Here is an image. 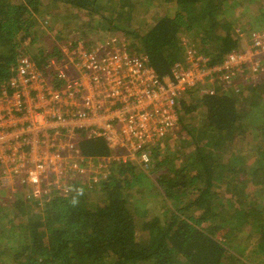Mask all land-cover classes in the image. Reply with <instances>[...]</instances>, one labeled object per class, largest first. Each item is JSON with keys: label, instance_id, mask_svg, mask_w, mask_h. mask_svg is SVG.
<instances>
[{"label": "trees", "instance_id": "trees-1", "mask_svg": "<svg viewBox=\"0 0 264 264\" xmlns=\"http://www.w3.org/2000/svg\"><path fill=\"white\" fill-rule=\"evenodd\" d=\"M141 1L0 0V79L9 78L21 55L52 74L51 60L62 56L55 41L64 40L56 37L52 47L41 49L35 45L41 30L35 29L38 16L47 18L51 12L43 13L55 6L72 15L83 12L89 23L98 18L102 30L120 29L126 50L147 55L160 76L183 59L182 33L193 36L208 65L247 44L238 17L226 14L237 0H175V8L155 22L133 28L123 18ZM259 16L264 19V9ZM254 30L264 26L244 34ZM241 83L230 91L220 86L212 95L186 92L196 102L180 101L178 135L149 148L151 181L130 160L113 162L92 188L78 180L67 195L41 203L32 195L0 197V264H234L232 242L240 225H251L249 240L258 243L253 251L264 248V199L253 200L264 197V77ZM198 111L199 124L190 121ZM78 147L93 157L112 152L102 138L82 139ZM144 186L159 196L162 210L141 209ZM18 213L26 219L17 222ZM225 217L237 220L236 226L224 228Z\"/></svg>", "mask_w": 264, "mask_h": 264}, {"label": "built area", "instance_id": "built-area-1", "mask_svg": "<svg viewBox=\"0 0 264 264\" xmlns=\"http://www.w3.org/2000/svg\"><path fill=\"white\" fill-rule=\"evenodd\" d=\"M61 49L51 60L52 74L23 56L0 79V189L22 187L40 203L67 195L78 180L92 188L113 162L136 160L148 168L149 148L176 137L186 92L212 95L231 75L264 69V30L252 31L244 49L213 65L187 46L164 76L147 55L124 45L102 53L71 42ZM90 138H102L112 152L83 154L78 144Z\"/></svg>", "mask_w": 264, "mask_h": 264}, {"label": "rangeland", "instance_id": "rangeland-1", "mask_svg": "<svg viewBox=\"0 0 264 264\" xmlns=\"http://www.w3.org/2000/svg\"><path fill=\"white\" fill-rule=\"evenodd\" d=\"M237 3L238 5H235L234 8L230 4L229 7L226 6L225 8L227 11L226 14L229 13L228 15L238 17V19L236 20V24L240 26L237 28H242L241 26H244V28L241 29L242 31L240 32V35L243 38L246 37L248 39L247 35L244 34L246 33L245 30H249L251 28L256 29L258 28V26H264V19L262 18V16H259L260 9H264V0H237ZM175 6H176L175 0H143L138 5L136 3V7H135L136 9H133L129 16H125L123 18V21L126 20L127 23H130V25L133 28H137V27L141 28L142 25H144L143 22H150L151 24L152 22H155L158 19V17L166 14V12L168 11H171L172 7L175 8ZM46 12H51V14L48 15L47 18H44V15L38 16L39 25L35 29L36 31L41 30V32H39L40 36L38 43L37 42L35 43V45H40L41 49H49L50 47H52L54 43L53 40L56 37H60L62 40H64L63 43H60L61 41L58 42L55 41L57 45L62 46L64 43L69 44L71 42L73 46H76L78 48L82 47L87 51H90L92 49L94 50L100 49L101 53L107 50V48L110 46H116V44L121 45L119 41L121 42L124 41L123 39L124 35L120 29L115 30L110 28L109 31L102 30L101 28L102 26L97 25V23L100 21L98 18L92 19L91 23H89V18L87 16H84L83 12H80V14L78 15H72L68 9L60 6L52 7L51 9L45 11L43 14H46ZM101 21L104 24L108 25V21L107 22L105 20H101ZM188 34L186 33L181 34L182 44L184 43V45L194 46L195 48H198L197 47L199 46L198 43L192 41L193 36L191 38V34L189 35ZM20 57L23 56L21 55ZM257 75H263L264 77V69H262L259 73H255V74L231 75L230 78L227 80V83L225 82L223 84V87H221V89L224 88L223 90L230 91L232 90L236 82L244 83L249 79L256 78ZM248 91L249 90L244 89L243 92L248 94ZM255 94L256 92L253 93V96H255ZM183 99H185L188 104H191L190 103L191 101L196 102V97L187 93L184 95ZM257 104L259 108L261 104L260 103ZM190 116H191L190 121L198 124L203 118V114H201L199 111L193 112V114H191ZM174 135L177 136L178 133L175 132ZM157 145H161V143ZM144 170L146 171L147 174V180L151 181L150 180L152 179L151 178L152 171H150L151 168L145 167ZM251 186L249 187V189H251ZM11 195L24 196L28 194L25 192L24 188L22 187H18L17 191H13L10 188L0 189L1 198ZM143 195H145L146 197L144 196L143 203L140 204L141 209L146 208L149 213H152L153 211H158L159 209L161 210L163 209V205L165 204L162 202V200L159 198L157 194H154V191H151L150 188H148V186L146 187L145 194ZM137 197H139L138 193H137ZM258 198L259 200H257L256 198L253 200L256 201L257 203L260 202L261 204L260 200L264 199V197L258 196ZM3 200L5 201V199ZM17 217H18L16 220L17 222H19L18 220L22 221V219L23 220L26 219V217L23 216L21 213L20 214L18 213ZM236 221L237 220L232 218H228V219L226 218V220H224L221 223L223 224L224 228L229 226L235 227ZM249 226L251 227V225H243V226L240 225V229H238L237 232L235 231V238L232 242L233 244L232 251L236 255V258L235 259L231 258L234 264L236 263L238 264L239 263L237 262L238 260L245 262L249 261L252 263L261 261L264 263V248L262 247L260 248V246L259 247L257 246L256 247L257 249L255 248L257 252L253 251V247L258 245V243L257 240H254V242L249 240V234L253 231L252 227L249 228ZM2 227L4 228L5 225H3V221L1 219L0 228ZM17 235H19V232Z\"/></svg>", "mask_w": 264, "mask_h": 264}, {"label": "crops", "instance_id": "crops-1", "mask_svg": "<svg viewBox=\"0 0 264 264\" xmlns=\"http://www.w3.org/2000/svg\"><path fill=\"white\" fill-rule=\"evenodd\" d=\"M120 43H121V45L123 46L124 44H123V42H121V41H119ZM119 44V43H118ZM120 45V44H119ZM160 147V146H159Z\"/></svg>", "mask_w": 264, "mask_h": 264}]
</instances>
